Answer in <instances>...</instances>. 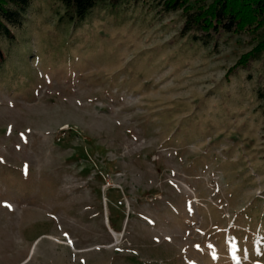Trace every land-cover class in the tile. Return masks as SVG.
<instances>
[{
  "label": "rangeland",
  "instance_id": "obj_1",
  "mask_svg": "<svg viewBox=\"0 0 264 264\" xmlns=\"http://www.w3.org/2000/svg\"><path fill=\"white\" fill-rule=\"evenodd\" d=\"M57 10L34 0L0 70V264H264L258 68L227 77L251 37Z\"/></svg>",
  "mask_w": 264,
  "mask_h": 264
},
{
  "label": "trees",
  "instance_id": "obj_2",
  "mask_svg": "<svg viewBox=\"0 0 264 264\" xmlns=\"http://www.w3.org/2000/svg\"><path fill=\"white\" fill-rule=\"evenodd\" d=\"M64 11L57 10L60 21L82 20L89 14L129 1L147 2L149 7L165 15L181 10L179 38L192 43L218 44L227 34H248L254 47L239 57L228 76L243 71L251 75L258 68V95L264 100V0H58ZM34 0H0V70L14 51L26 49L17 30L23 28L27 12ZM11 45L5 46L2 40ZM231 79V78H230ZM264 111V103L261 105Z\"/></svg>",
  "mask_w": 264,
  "mask_h": 264
}]
</instances>
